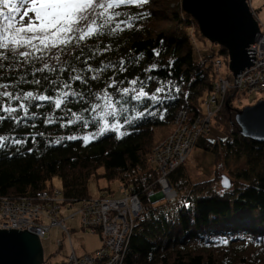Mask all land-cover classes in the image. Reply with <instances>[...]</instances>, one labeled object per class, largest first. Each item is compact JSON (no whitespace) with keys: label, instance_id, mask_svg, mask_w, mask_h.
Instances as JSON below:
<instances>
[{"label":"trees","instance_id":"obj_1","mask_svg":"<svg viewBox=\"0 0 264 264\" xmlns=\"http://www.w3.org/2000/svg\"><path fill=\"white\" fill-rule=\"evenodd\" d=\"M121 10L138 17L133 21L134 26L116 36L100 37L99 47L107 45L111 51L91 63L93 66L99 60L118 63L122 57L135 58L143 53L138 62L133 59L127 72H116V77L130 80L136 76L142 79L155 76L146 90L154 92L163 84L165 91L159 94L163 103L131 101L125 115L135 116L136 111L145 107L154 115H145L133 125H125L122 132L127 134L122 137L109 131L88 143L66 137H82L96 132L98 126L85 128L78 122L60 127L59 123H43L44 117L40 116L35 121L36 128H18L14 133L18 136L37 132L44 135L36 136V142L29 136L26 144L0 149V197L34 196L41 190H52V179L58 178L66 204H74L95 198L88 194L87 184L91 177L107 182L116 180L118 188H127L131 195L138 196L144 213L143 220L129 232L121 264H264V251L261 252L264 250V143L242 137L233 122L234 114L232 121H228L231 125L229 136L222 132L223 140L206 144V133L194 147L200 145L215 152L217 161V151L221 149L226 156L243 160L247 168L238 171L234 177L245 184L234 193L218 195L210 192L206 195L215 182L219 183L221 175L196 183L182 193L181 165L169 175V183L177 193L175 202L152 200L145 193L148 186L155 187L158 176L156 166L147 163L146 156L165 138L156 130L171 127L175 113L180 109H185L190 116L200 114L204 98L210 93L218 73L214 71V61L218 59L222 66H228L227 51L222 47L216 50L207 47L208 41L200 35L193 18L183 12L179 0H149L142 8L128 6ZM154 50L160 55H155ZM153 63L157 68L145 73L144 69ZM112 75L110 70L101 80L90 81L92 92L102 91L110 82L107 78ZM127 80L117 87L128 86ZM81 88L86 90L85 86ZM116 98L119 99L118 94ZM78 108L79 105L73 107V111ZM231 109L230 105L228 108L223 106L214 118ZM36 111L50 112L51 109ZM85 115L91 116L90 113ZM120 119L123 122V116ZM11 128L10 121L4 122L0 134H9ZM58 139L61 142L54 143ZM98 194L99 198L106 197ZM229 237L234 238L228 239L227 244L222 243ZM189 241L195 245L187 248Z\"/></svg>","mask_w":264,"mask_h":264},{"label":"snow or ice","instance_id":"obj_2","mask_svg":"<svg viewBox=\"0 0 264 264\" xmlns=\"http://www.w3.org/2000/svg\"><path fill=\"white\" fill-rule=\"evenodd\" d=\"M147 3L149 0H0V126L6 121L12 123L9 134H0V149L26 144L29 136L36 142V136H43V132L23 136L14 133L20 127L36 128L35 121L40 116L44 117L43 123H59L60 127L78 122L85 128L98 126L97 132L66 137L88 143L109 131L122 137L127 134L121 131L125 125H133L145 115H154L147 107L136 111L135 116L125 115L129 111L127 104L145 100L162 104L159 94L164 93L165 86L161 84L150 92L146 89L155 76L143 79L136 76L130 80L116 77V72H127L133 59L138 62L143 53L135 58L122 57L118 63L104 60H99L96 66L91 63L111 51L107 45L99 47L100 37L116 36L134 26L133 21L138 17L121 9L142 8ZM154 53L160 55L159 51L154 50ZM156 68L157 64L153 63L144 72ZM110 70L113 71L107 78L110 82L102 91L93 93L90 81L101 80ZM125 80L128 86L117 87ZM25 85L31 87L26 89ZM69 105H79V108L73 111ZM45 108L51 111H36ZM58 112L62 115H57ZM86 113L91 116L86 117ZM60 142V139L54 141ZM223 183L226 187L229 185L226 178Z\"/></svg>","mask_w":264,"mask_h":264},{"label":"built area","instance_id":"obj_3","mask_svg":"<svg viewBox=\"0 0 264 264\" xmlns=\"http://www.w3.org/2000/svg\"><path fill=\"white\" fill-rule=\"evenodd\" d=\"M249 7L259 26V33L248 48L254 50L253 65L233 77L232 82L222 77L213 81L206 100L207 114L202 109L195 116H190L185 109L175 113L173 124L178 128L152 149L150 161L156 166L158 176L155 187L150 185L145 190L149 199L175 202L177 193L169 183V175L185 163L197 140L208 133L210 117L227 101L225 97L229 92L247 97L264 94V27L260 26L251 4ZM220 65V60L214 61L215 72ZM119 193L116 199L95 197L77 205L66 204L61 190L56 188L41 190L30 197H0V230H26L41 240L49 234L50 229L57 228L71 248L65 259L66 264H121L129 232L143 220L144 213L138 196L131 195L123 187L119 188ZM72 206L76 207L74 211ZM64 208L70 213L63 217ZM74 216H78L81 229L100 234V246L92 253L77 255L72 248L66 220ZM60 244V241L56 242L57 247Z\"/></svg>","mask_w":264,"mask_h":264},{"label":"rangeland","instance_id":"obj_4","mask_svg":"<svg viewBox=\"0 0 264 264\" xmlns=\"http://www.w3.org/2000/svg\"><path fill=\"white\" fill-rule=\"evenodd\" d=\"M181 4V0H179ZM249 4L253 8L254 13L257 15L259 20L260 26L264 27V0H249ZM194 34V33H193ZM207 41V40H206ZM207 44V43H206ZM205 47V46H204ZM207 47H212L213 50H216L219 46L212 44L208 41ZM207 47H205L207 49ZM225 78L228 77L230 82L233 81V75L230 72L228 66H222L218 68V73H216V78ZM215 78V79H216ZM233 92L229 93L225 98L227 101L223 103L222 106H219L214 114L210 117V127L209 132L204 136L206 140V144H213L214 142L223 140L224 135L222 132H226V136H229L228 132L230 131V123L228 121H232V114H235V110H240L243 107L251 106L258 101H264V94H253L250 96H244L243 94L234 95ZM207 96L204 98L202 103V110L205 114L208 111V102L206 103ZM225 104L230 105L232 108L228 110L227 114H221L219 118H214L217 112L225 107ZM109 119H112L111 117ZM178 126L172 124L171 127H163L156 132L161 134V136H165V138L171 134L172 132L176 131ZM98 131V130H97ZM96 131V132H97ZM122 131V129H121ZM93 133V132H92ZM117 133V132H116ZM89 134V133H88ZM118 134V133H117ZM94 140V139H92ZM91 140V141H92ZM162 141L158 142L157 144L161 143ZM219 153L218 161H217V154L212 152L211 150H206L200 145L194 147L190 153L187 155V159L182 166V177L181 179L186 182H183V191L186 189H190V187L196 183H200L209 179H217L219 176L223 175L229 179L230 187L229 189H223L219 187V183H214L213 186L210 188L209 191H206V195L211 193H215L218 195H224L225 193L230 194L234 193L238 187H241L242 184H245L243 181H238L235 179L234 175L238 173V171H242L246 169V165L243 160H237L233 157L226 156L221 149V151H217ZM152 155L151 152L146 156L147 163H152L150 161ZM53 188L59 189L60 188V181L58 178L52 179ZM88 194L91 197H97L99 192L104 194L102 196H106V198L116 199L120 196L119 193V185L116 180H112L107 182L103 179H95L91 177L88 181ZM108 187V189L106 188ZM106 188V189H105ZM98 189H105L99 191ZM158 200V199H152ZM159 200L158 202H160ZM157 203V202H156ZM75 203L74 205H77ZM72 211L76 209L75 206ZM71 211V212H72ZM70 212L67 211L66 208L62 210V216H68ZM66 224L69 226L70 229V243L72 245L73 250L77 255L82 254H89L92 253L100 246V234L94 233L91 234L87 231L81 229L79 224L78 216H74L73 218H69L66 220ZM229 237L225 238L224 240H228ZM244 241L247 242V238L243 237ZM60 241V247L56 246V242ZM191 241V240H190ZM187 243V248L192 247L195 245L192 242ZM42 252H43V262L44 264H66L65 259L70 252V245L67 241L66 237L61 233L60 230L57 228H52L49 231V234L40 240ZM176 247V245H174ZM264 250H261L263 252ZM43 264V263H42Z\"/></svg>","mask_w":264,"mask_h":264},{"label":"water","instance_id":"obj_5","mask_svg":"<svg viewBox=\"0 0 264 264\" xmlns=\"http://www.w3.org/2000/svg\"><path fill=\"white\" fill-rule=\"evenodd\" d=\"M181 8L196 22L200 35L228 54L233 77L253 65L254 50H249L259 33L248 0H181ZM228 108V105L225 104ZM239 134L256 143H264V101L243 107L234 114ZM220 177V187L229 189ZM160 197V196H158ZM40 240L26 230H0V264H42Z\"/></svg>","mask_w":264,"mask_h":264}]
</instances>
